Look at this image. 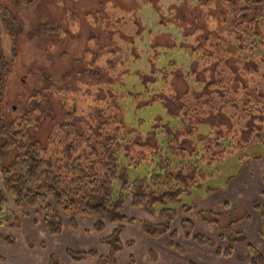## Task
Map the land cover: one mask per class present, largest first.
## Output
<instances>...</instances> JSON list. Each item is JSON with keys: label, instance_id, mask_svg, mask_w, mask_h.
<instances>
[{"label": "trees", "instance_id": "obj_1", "mask_svg": "<svg viewBox=\"0 0 264 264\" xmlns=\"http://www.w3.org/2000/svg\"><path fill=\"white\" fill-rule=\"evenodd\" d=\"M16 1L24 8L34 2ZM133 1L134 7L122 9L125 16L110 21L113 29L122 23V28L110 31L111 47L91 52L88 46L83 54L85 70L97 83L79 88L82 93L67 90L70 96L52 91L62 115L49 128L45 142L30 134L43 120L35 106L39 94L27 99L32 108L17 120H5L1 113L5 82L16 61L17 29L9 26L11 7L0 4L1 28L12 41V58L7 59L0 32V152L14 154L2 168L0 229H20L22 218H39L45 231L57 236L64 216L73 229L80 216L95 219V231L113 227L100 240L108 255L66 250L74 262L95 257L97 264H116L125 225L136 223L123 213L127 203L151 218L141 222L148 237L174 238L171 226L178 214L193 212L182 197L204 184L215 162L250 143L264 144V0ZM143 6L155 12L156 24L165 32L150 31L139 16ZM42 28L58 32L50 24ZM135 39L149 45L148 71L127 68L141 59ZM92 41L101 48L96 37ZM165 57L167 63L159 68ZM125 74L137 76L138 89L125 86ZM115 84L123 91H114ZM123 95L132 99L134 110L161 106L169 120L157 116L145 132L139 120L129 125L119 103ZM132 170L141 173L131 179ZM253 207L263 209L260 204ZM31 212L34 216L29 217ZM196 212L202 217L211 214L214 219L202 220L216 225L225 215L210 209ZM188 218L181 222L186 237L195 227ZM192 237L201 246L213 244L208 237ZM228 238L241 240L242 235ZM5 241L12 244L13 239ZM170 245L176 246L173 241ZM251 254L252 264H264L254 247ZM128 264H135L132 258Z\"/></svg>", "mask_w": 264, "mask_h": 264}, {"label": "rangeland", "instance_id": "obj_2", "mask_svg": "<svg viewBox=\"0 0 264 264\" xmlns=\"http://www.w3.org/2000/svg\"><path fill=\"white\" fill-rule=\"evenodd\" d=\"M133 3V0H34L33 3L28 4L24 8V6L17 4L16 0H0V4L4 5L5 8L8 5L11 7L8 18L11 17L13 24L9 23V26L17 29L13 45L14 50H16V61L5 82V89L2 94L1 113L2 116H5V120L11 121L13 118L17 120L20 113L22 114L23 111L29 112L32 107H27V99L39 94L40 96L37 97L38 105L35 106L39 109L38 112L43 114V120L36 129H30V134L34 140L45 142L44 139L50 131L49 128L53 122L59 121L62 115V106L57 102V94L52 91L59 90V94L70 96L79 88L84 90L86 85L93 86L97 83L96 79L90 78L92 74L85 70L88 65L86 59H82L83 54L89 47L92 48L91 52L92 50L93 52L95 50L102 52L104 48L112 44L110 31L117 30L118 26L122 28V23L120 22L121 25L119 24L116 26L117 28L113 29L115 26L110 21L116 20L117 17L122 15L125 16L126 14L122 9L124 7L127 9L134 7ZM140 11L139 16H141L143 22L148 24L150 31L154 33L165 32V29H160L156 24V14L153 10L143 6ZM89 13L93 14V19L87 15ZM49 24L57 28L58 32L51 34L43 30L42 27ZM3 31L0 22V32L3 33ZM92 37L97 38L96 42L101 48H96L94 41L90 42ZM113 38L117 40L118 37L114 34ZM2 40L5 56L7 59H11L12 41L4 33L2 34ZM134 45L137 47L138 55L141 59L127 68L148 71V65L145 62L150 48L147 41L140 43L138 39H135ZM102 58L104 61L105 56ZM180 58L178 57L179 60ZM162 59L163 56L159 58V61H162ZM103 61H101L102 64ZM167 61L168 57H165L164 61L162 63L158 62L157 66L159 68L165 66ZM123 67L126 66L124 65ZM121 79L128 88L135 85L138 89L140 86L139 79L133 74L122 75ZM43 88L46 89L42 90ZM123 89L124 87L120 86V84H115L113 87L114 91L120 92ZM78 93H82V91L79 90ZM130 101L132 99L127 95H123L119 100V103H122L124 107L126 122L130 123L129 125H137L139 120L143 132L148 131L157 116L165 121L169 120L166 117L167 113L161 106L154 105L153 107L134 110L131 108L132 103ZM34 103L36 104V102ZM13 156L14 154L11 151H8L5 155L0 152V190L3 189L2 168L9 163ZM261 165H264V144L250 143L243 150L231 151L222 161L215 162L212 169L209 170L211 176L206 179L200 188H193L189 194L182 197V203L200 207L205 201L203 198L205 195L204 189L210 188L216 194L219 193L221 188L223 190L234 183L233 177L242 179L238 172L243 169L242 177L244 180H242L247 190L238 189V196L230 195L231 206L226 210L228 214L223 215L218 226L213 225L220 231H224L228 228L225 222L229 221V219H237L247 214L251 215V209L254 204H264V199L261 196L262 191H264V185L261 187L258 178L255 176L256 169L261 167ZM140 170L142 171V168ZM138 173L136 170H132L130 173L131 179H135L139 175ZM137 212L142 214L139 209L136 210L127 206V204L123 207V213L126 217L134 218L136 222L144 221L143 217H141L142 215ZM29 215V217L34 216L32 212ZM178 215L179 217L176 219L178 224L188 217L191 221H195L196 227H194V230L199 229L200 226L205 227L202 224V218L206 216L211 219L215 218L211 214H206L202 217L196 211L192 214L182 211ZM80 219L84 221L81 226L84 230L77 226L78 229L75 231L78 233L72 238L69 237L71 233L67 231L68 220H66L65 216L62 218L64 226L62 233L57 236L47 235L39 218H37V222L33 226L29 219L22 218V225L19 231L4 229L3 233L5 231L12 232L10 236L18 240V243L24 238L28 239L32 244L37 241L43 244L45 249L43 251L38 250L35 254L30 253L28 256H23L22 252H16L15 254L20 257L22 264H40L45 257L50 259V264H66L69 258L65 254V249L77 252L94 250L101 254L97 238L109 235L111 232L108 230L109 228L104 229L102 232L90 229L88 222L92 218L82 217ZM86 220L88 222H85ZM157 223H159V220ZM171 227L173 230L175 223H172ZM133 236V232L126 230L123 238L124 240H133ZM141 250L142 246L138 250V256L141 255ZM4 257L7 261L11 260L12 263L16 259V257H10L6 254H4ZM135 257L137 259L136 254ZM0 264H3V262Z\"/></svg>", "mask_w": 264, "mask_h": 264}, {"label": "crops", "instance_id": "obj_3", "mask_svg": "<svg viewBox=\"0 0 264 264\" xmlns=\"http://www.w3.org/2000/svg\"><path fill=\"white\" fill-rule=\"evenodd\" d=\"M246 170L247 169L245 167V171ZM263 173L264 165H261V167L257 168L255 171V176L258 178L261 187L264 185ZM238 174L243 179V169H240ZM242 179L233 177L232 180L234 183L223 190L221 188L217 194L210 188L204 189V204H202L200 207L192 206V211H205L206 209H210L213 212L218 211L217 213H222L225 215L228 214L226 210L229 206H231L229 201L230 195L238 196L239 190H247L243 181L244 179ZM127 206H130V204L127 203ZM261 206L263 207L261 211L252 207L251 215L247 214L237 219H229V221L225 222V225H227L228 228L224 231H220L215 227L219 224L216 225L213 222L211 223L207 222V220H201L205 227L200 226L199 229L194 230L193 235L195 236V234H199L210 238L213 244L207 246H201L197 244V242L192 237L193 235L186 237L182 232L181 223L178 224L176 221L173 222L175 223V228L173 230L176 232L174 238H171L169 234L163 235L159 238H152L150 236L148 237L143 232V228L141 227V222L143 221L141 220L134 224H126L124 228L125 230L121 235V240H123V248L117 256L116 264H128L131 258L135 264H252L251 248L254 247L261 254V256L264 257V204ZM137 213L140 214V212ZM141 213L142 214L140 215H142L141 217H143L142 219L144 221L151 219L142 211ZM80 218L82 217H75V220L77 221L79 228L84 230V228H81L84 221ZM28 219L30 220L32 226L37 222L30 218ZM85 222L88 221L86 220ZM95 222L96 220L92 218L91 221L88 222V227L93 229ZM194 222L193 226H195ZM41 225L43 226V223H41ZM107 228H109V231L113 230V227ZM77 229L78 227L75 229L71 228L69 225V220L67 221V231L71 233L69 235L70 238L77 235L76 233L78 232L75 231ZM12 230L19 231V229ZM126 230L134 233V236L132 237L133 240H124L123 235ZM3 231L4 229H0V252L3 251V253L0 254V263L22 264V260H20L19 256H16V252L20 251V253H23V256H28L30 253L35 254L38 252V250L43 251L45 249L43 244L38 241L32 244L28 239L23 238L18 243V240L10 236L12 232L5 231L3 233ZM235 233L242 235L241 240L232 241L231 238H228L230 235H234ZM47 235L50 236L48 232ZM103 237L105 236L103 235L97 238V242L101 249V254H98L101 256L109 254L107 246L103 245L100 241L103 239ZM6 238L13 239L12 244L7 243L5 241ZM172 241L176 246L170 245ZM141 246L142 253L140 256H138V250ZM66 250L67 249H65V251ZM134 253L137 255V259ZM4 254L10 257H16L15 261L13 263L11 260L7 261L4 257ZM40 264H50V259L45 257L43 261L40 262ZM66 264H97V259L93 257L83 260L82 262H74L69 259Z\"/></svg>", "mask_w": 264, "mask_h": 264}]
</instances>
